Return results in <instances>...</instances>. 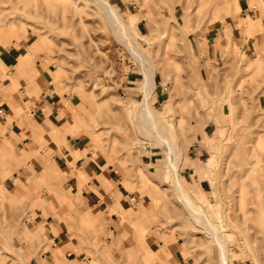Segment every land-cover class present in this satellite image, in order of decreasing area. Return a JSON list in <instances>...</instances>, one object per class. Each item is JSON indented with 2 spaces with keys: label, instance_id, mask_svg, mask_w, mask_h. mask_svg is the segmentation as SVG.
<instances>
[{
  "label": "rangeland",
  "instance_id": "rangeland-1",
  "mask_svg": "<svg viewBox=\"0 0 264 264\" xmlns=\"http://www.w3.org/2000/svg\"><path fill=\"white\" fill-rule=\"evenodd\" d=\"M108 1L128 25L121 28V37L96 0H0V39L28 33L29 52L42 51L45 58L41 60L55 68L51 71L55 83L78 98L81 127L93 154L109 167L129 201L123 214L115 215L124 221L130 216L141 231L142 211L153 209L150 227L144 232L152 238L153 249L147 244L144 255L129 264H149V253L162 264L161 249L167 248L166 243L172 249L164 260L167 264H218L214 240L192 222L177 197L165 146L138 131L143 65L149 64L155 66L153 110L172 125L183 156L180 185L215 226L229 233L228 264H236L235 260L264 264V43L254 55L250 48L241 47L234 37L238 32L231 34L229 28L231 45L220 44L217 36L206 53L208 33L218 27L219 34L220 18L224 25L228 16L233 17L221 12L234 6V0ZM250 23L235 22L246 35L257 37L264 31ZM8 32L13 34L9 39ZM131 42L145 53L144 58L136 57ZM38 179L45 190L37 192V197L48 199L52 209L64 204L69 242L65 251L69 253L63 256L92 264L89 253L84 249L77 253L72 245L81 238L86 245L89 236L94 250H99L100 236L105 239L104 223L96 220L103 233L85 230L73 217L79 207L59 199L49 180ZM108 193L113 200V192ZM28 200L8 198L0 190L3 230L12 232L34 213ZM217 203L224 222L218 221ZM117 236L115 243L106 241L103 248L119 246L123 236L120 231ZM23 241L33 251L43 246L39 237Z\"/></svg>",
  "mask_w": 264,
  "mask_h": 264
},
{
  "label": "crops",
  "instance_id": "crops-1",
  "mask_svg": "<svg viewBox=\"0 0 264 264\" xmlns=\"http://www.w3.org/2000/svg\"><path fill=\"white\" fill-rule=\"evenodd\" d=\"M234 1V6L228 5L221 12L233 15L228 16L224 25L223 18H220L221 32L218 34L216 27L212 34L208 33L207 54L212 50L210 40L216 41L217 36H220V44L231 45L229 28L231 34L238 32L234 37L240 40L245 50L250 48L252 54L255 55L257 46H263L264 31L257 33V37L246 35L235 22L240 19L248 24L249 20L250 27L263 30L264 0ZM236 4L239 10L233 13ZM11 36L13 34L6 33L8 39ZM31 42L28 33L20 38L0 39V190L8 198L25 196L34 203V213L24 217L23 224L14 227L12 232L3 230L0 210V264H78L74 258L63 256L69 253L65 251L69 242L63 219L66 217L64 204L53 205L57 207L52 209L48 199L37 197V192L45 190L38 178L49 180L50 189L59 199H66L79 207L73 217L85 230L96 235L100 231L103 233L96 220L104 223L105 239L100 236L99 250H94L91 238L87 236L86 245H83L82 238L72 245L75 252L84 249L92 256V264H113L116 261L129 264L139 254L138 257L144 255L147 244L153 249L152 238L144 235L150 227L153 209L142 211L141 215L145 216L142 232L134 227L130 216H125L124 221L115 215L117 211L123 214L122 208L129 201L109 167L93 154L89 137L81 127L78 98L61 90L55 83L54 72H51L55 68L41 60L45 58L42 51L29 52ZM121 180H124L123 176ZM109 191L114 194L113 200ZM109 207L113 209L110 213ZM118 231L123 236L120 245L103 248L106 241L115 243ZM37 237L43 240V246L33 251L34 248L27 247L23 239L33 242ZM166 244L167 248L163 246L161 249L164 260L172 255L170 243ZM148 256L149 264H161L152 253ZM164 260L162 264H167Z\"/></svg>",
  "mask_w": 264,
  "mask_h": 264
},
{
  "label": "bare ground",
  "instance_id": "bare-ground-1",
  "mask_svg": "<svg viewBox=\"0 0 264 264\" xmlns=\"http://www.w3.org/2000/svg\"><path fill=\"white\" fill-rule=\"evenodd\" d=\"M104 9L107 19L110 24L113 25L115 34L118 37L122 36L121 28L128 29V25L125 24L120 17L119 12L108 0H96ZM131 50L135 53L136 57L144 58L145 53L138 49L136 43H130ZM155 66L143 65L144 75V95L142 101H140L137 128L140 134L148 136V138L157 139L163 146H165L166 152L169 156L170 175L171 181L174 186L178 199L181 201L183 207L186 209L191 217L192 222L207 232L214 240L217 248L218 264H228L231 254V247L229 244V233L224 232L219 227L215 226L211 220L206 216L205 212L200 209L197 201L190 195V193L183 188L180 183V167L182 154L179 146L175 143V132L170 130L171 126L167 121L161 120L154 112L152 103L150 101L151 91L155 85L154 79ZM214 191V190H213ZM215 212L218 215V221H223L225 214L220 212L219 204L215 205ZM224 222V221H223ZM233 250V249H232ZM236 259V258H235Z\"/></svg>",
  "mask_w": 264,
  "mask_h": 264
},
{
  "label": "built area",
  "instance_id": "built-area-1",
  "mask_svg": "<svg viewBox=\"0 0 264 264\" xmlns=\"http://www.w3.org/2000/svg\"><path fill=\"white\" fill-rule=\"evenodd\" d=\"M236 261V264H241V261H237V260H235Z\"/></svg>",
  "mask_w": 264,
  "mask_h": 264
}]
</instances>
